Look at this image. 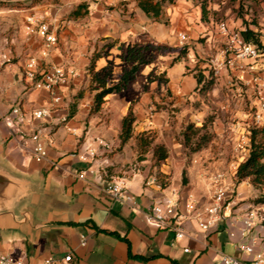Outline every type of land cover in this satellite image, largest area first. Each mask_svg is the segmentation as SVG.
Segmentation results:
<instances>
[{
    "label": "crops",
    "instance_id": "obj_1",
    "mask_svg": "<svg viewBox=\"0 0 264 264\" xmlns=\"http://www.w3.org/2000/svg\"><path fill=\"white\" fill-rule=\"evenodd\" d=\"M105 3L114 6L117 12L108 16L100 7L91 12L93 6H98L91 4L90 12L85 15L84 29L79 34L71 22L62 21L60 11L56 13L47 8L42 11L44 6L38 5L29 10L31 13L26 14L43 18L55 29L57 21H60L62 28L67 24L66 27L74 34L69 33L67 28L64 33L71 36L74 51L76 50V53L69 52L64 61L58 57L56 48L63 39V33L56 34L57 44L45 58L39 56V37L28 35L23 41L26 43L25 52L29 53L27 57L38 58L44 66H62L73 70L77 75L62 88L63 102L59 109L47 120L34 122L31 126L41 130L46 156L40 162H36L31 153L32 145L28 139L31 128L18 126L11 110L18 107L22 112H29L44 106L47 94L33 90L23 79L22 67L27 57L16 64H4L1 67L5 62V54L0 55V167L28 179L38 188V194L32 201L16 208L14 219L7 217L2 220L0 253L11 254L25 264H43L46 259L60 260L67 254L72 255V264H221V254L233 256L241 264H250L249 257L238 252L234 245L239 240L237 230L248 209V202L239 204L227 217L226 222L234 224V238L228 236L224 224L203 232L194 220H188L183 225L185 237L176 241L170 231L160 229L147 220L150 207L163 203L172 194H177L180 200L192 196L200 207L207 206L211 198L210 177L216 172L205 175L199 167L193 166L187 172L188 183L184 187H180V180H176L173 185L164 188L145 182L142 176L134 175L122 178L132 195L131 202H115L106 195L105 185L117 177L108 176L107 166L101 159L105 157L98 156L100 146L118 145L121 120L130 106L135 131H145L151 124L155 127V120L148 125L145 119L147 105L153 95V87L146 84L150 70H145L148 64L141 67L124 90L105 97L101 111L107 110L110 103L117 115L115 125L109 127L105 122L96 126L95 119L90 114L93 96L88 91L84 92L85 105L77 101L75 108L68 109L70 95L81 88L80 67L84 65L88 73L92 53L95 50L101 51L95 48L98 39L112 40L116 45L96 60L94 71L98 72L108 62L111 63L110 83L114 84L119 80L122 69L128 68L121 60L127 45L162 44L170 40L177 29L188 28V22L183 18L182 12L186 7L183 4L172 9L163 8L169 28L165 29V25L147 17L135 0H106ZM120 9L125 11L124 15L119 14L122 12ZM44 13L48 15L44 16ZM140 30L143 31V36L138 37ZM224 41L223 35L215 36L212 46L215 56L206 67L222 62V49L219 45ZM180 72V63L167 70L166 88L174 94L173 104L183 108L186 98L199 99V96L192 92L197 87L195 79L181 80ZM234 75L235 72L222 66L209 94L223 113L228 111L229 98L237 100L233 93L239 88ZM88 76L90 81L89 73ZM69 86H73V89L68 90ZM158 94L154 95L155 98ZM87 117L88 121L84 122ZM216 124L220 122L216 120ZM219 128L222 127L219 125ZM125 147L126 145L123 149ZM82 155L86 157L84 161L79 158ZM107 163L111 164L109 161ZM167 169L164 167L162 172L167 173ZM81 173L84 174L83 179L78 178ZM234 173L235 167L230 176L224 173V184L233 186L241 200L247 199L250 194L246 185L232 182ZM252 206L264 212V205L251 204ZM24 214L26 217H23ZM107 233L125 238L129 243V253L124 242ZM249 239L255 243L256 251L264 255V222L252 229ZM184 249H188V252H183Z\"/></svg>",
    "mask_w": 264,
    "mask_h": 264
},
{
    "label": "rangeland",
    "instance_id": "obj_2",
    "mask_svg": "<svg viewBox=\"0 0 264 264\" xmlns=\"http://www.w3.org/2000/svg\"><path fill=\"white\" fill-rule=\"evenodd\" d=\"M155 1L161 0H153ZM105 2L106 0H36L32 3V0H0V55L5 54L8 58V61L3 62L1 67L4 64H16L28 56L29 53L25 52L26 43H23L28 37L24 30V16L31 13L29 12L31 8L39 5L44 6L42 11L45 8L55 10L56 13L60 11L58 14L62 21L71 22L79 34L80 30L84 29V20L91 10V4L98 5L93 6L91 12H95L99 7L108 16L117 12L114 6ZM178 4L186 6L182 13L183 18L188 22V28L177 29L170 37L171 39L162 44H150L145 53V58L150 60L147 69L145 68V70H150L146 77V84L153 87V95L147 105L145 119L147 124L155 120V127L151 124L149 129L140 132L135 131L133 123L131 138L125 144L124 149L125 145L120 147L119 143L116 146H100L98 156L105 157L101 159L107 166L108 176L127 178L139 175L144 178L145 182L159 187L171 186L176 180H180V187H184L188 183L187 172L193 166L199 167L205 175L223 172L230 176L234 167L236 169L248 155L250 130L254 128L252 116L255 110L251 88H240L237 84L239 90L233 93L237 100L228 99L226 113H223L221 107L209 95L212 87L205 92H199L195 88L192 92L197 94L199 99L186 98L184 107L180 108L173 104L174 94L166 88L168 82L166 74L172 65L180 63L179 77L181 80L195 79L201 72L207 76L211 67L206 66L215 56V49L212 47L213 40L216 35H221L216 27L222 23L238 32L249 27L259 33L262 46L261 56L254 61L246 60L240 64L248 65L264 77V5L262 0H171L170 4L165 1L163 8L172 9ZM79 6H81L80 9H78ZM202 6L205 8L204 14H202ZM124 10L127 9L124 8ZM125 11L118 13L124 15ZM164 14L166 11L163 9V16L153 22L163 24L165 29H169L168 19ZM46 15L48 14L44 13V16ZM56 24L57 28H54L56 34L63 33V39L56 49H58V57L64 61L69 52L76 53V50L74 51L75 47L72 45L74 41L71 36L64 33L67 24L63 28L60 21ZM67 30L74 34L68 28ZM142 32L140 30L137 36H143ZM180 32L185 33L183 42H180L177 37ZM107 44L111 46L104 48V54H106L116 45L112 40L98 39L95 42V48L101 50L102 46H107ZM223 45L224 42L220 43L219 47L222 49ZM91 46L90 41L89 47ZM125 65L127 69L130 68V64L125 63ZM123 70L126 69L123 68L122 72ZM80 71L82 74L79 81L81 88L70 95L68 109L75 108L77 101L85 105V91H88L91 96L94 94L86 67L81 65ZM110 80H112V75ZM71 89L73 86H69L68 90ZM157 92L159 94L155 98L154 95ZM103 108L104 103L98 112L91 114L96 126L103 122L109 127L114 126L117 115L111 109L113 105L109 103L108 109L101 111ZM149 108L151 112H148ZM88 119L89 117L84 122ZM216 120L220 124H216ZM219 125L222 128L218 129ZM155 146H163L167 157L174 158H166L163 162H157L156 158H153ZM164 167L168 168L167 173L162 172ZM231 179L235 183L234 178ZM241 183L246 185L250 196L247 199H240L239 204L248 202V209H251L253 201L264 196V185L253 187L248 179ZM260 214L264 218V212L261 211Z\"/></svg>",
    "mask_w": 264,
    "mask_h": 264
},
{
    "label": "built area",
    "instance_id": "obj_3",
    "mask_svg": "<svg viewBox=\"0 0 264 264\" xmlns=\"http://www.w3.org/2000/svg\"><path fill=\"white\" fill-rule=\"evenodd\" d=\"M218 33L225 37L221 50L222 62L213 64L211 71L213 77L219 75L220 68L225 66L230 71L235 72V81L241 87L253 90V124L254 128L264 129V77L255 72L243 61H254L259 58L262 52L254 44L245 41L240 32L230 29L225 24L220 23L216 27ZM24 30L26 35H36L41 40L39 56L45 58L57 44L56 30L43 19L33 14H28L24 18ZM178 40L183 42L185 34L179 33ZM261 38L259 37V40ZM5 62L8 61L3 56ZM23 79L36 91H43L47 94L46 104L39 108L22 112L18 107L11 110V115L18 126L24 125L31 128L28 139L31 143V153L36 162H40L46 156V150L41 140V130L31 127L34 122H41L51 117V114L58 110L63 102L62 88L66 87L70 80L77 77L73 70H68L62 66L41 64V61L33 56H29L24 61ZM151 112V108L148 109ZM91 153V151H89ZM84 161L83 155L79 157ZM81 173L78 178L83 179ZM225 174L216 172L210 177V202L205 207H200L192 196H186L180 200L177 194H172L171 198L163 203H157L150 207L147 212V220L154 223L158 228L170 231L176 241L185 237L183 225L188 220H194L198 228L203 232L214 229L219 224H224L228 230V236L234 238V224L226 222L227 217L239 205L240 198L233 186L224 184ZM106 195L115 202L129 203L132 195L129 193L124 180L115 178L105 185ZM181 205V208H180ZM261 210L254 208L247 209L240 221L237 230L239 240L234 244L241 254L249 257L250 264H264V255L256 251L255 243L249 239L252 229L260 224L264 218L260 214ZM227 223V224H226ZM83 245V242L81 243ZM183 252L187 253L188 249ZM221 264H241V262L226 254L220 255ZM0 264H25L23 260L8 253H0ZM43 264H72V255L67 254L60 260L46 259Z\"/></svg>",
    "mask_w": 264,
    "mask_h": 264
},
{
    "label": "trees",
    "instance_id": "obj_4",
    "mask_svg": "<svg viewBox=\"0 0 264 264\" xmlns=\"http://www.w3.org/2000/svg\"><path fill=\"white\" fill-rule=\"evenodd\" d=\"M138 8L150 19L157 21L163 14V3L166 1L168 4L171 0H135ZM36 0H32V3ZM264 5V0H262ZM81 6L78 7L80 9ZM205 8L202 6V14H204ZM241 37L262 51V46L259 40V33L249 27H245L244 30L240 31ZM110 44L103 46L101 51L96 50L92 53L89 65L88 73L91 76V84L93 85L91 90L94 91L92 98V105L90 107V114L96 113L101 109V106L105 102V97L110 94H116L126 88V86L134 79L139 69L150 63V60L145 58V53L149 49L147 44H134L127 45L121 55V60L130 64V68L123 70L119 80L110 84L109 81L112 75L111 63L102 68L100 71H94L95 62L104 53L105 47H110ZM199 92H205L211 89L214 84L215 78L212 72L209 71L207 76L203 75L202 72L195 78ZM134 123V116L131 108L128 109L127 114L121 120V129L118 136L120 147L125 145L131 138L132 135V124ZM250 147L248 155L243 162H241L235 169L234 180L235 184L241 183L243 180L248 179L253 187H261L264 185V129L263 128H252L249 136ZM145 145H147L145 143ZM153 158H156L157 162H163L167 158V152L163 146H155L153 149ZM185 183V182H183ZM165 186H161L164 188ZM254 205H264V196L257 198L253 201ZM105 233V232H104ZM116 236L117 239L124 242L128 247L129 243L125 238H121L118 234L107 233ZM129 257H132L129 254ZM144 260L143 258H140Z\"/></svg>",
    "mask_w": 264,
    "mask_h": 264
},
{
    "label": "water",
    "instance_id": "obj_5",
    "mask_svg": "<svg viewBox=\"0 0 264 264\" xmlns=\"http://www.w3.org/2000/svg\"><path fill=\"white\" fill-rule=\"evenodd\" d=\"M37 194L38 188L31 181L0 167V232L2 220L7 217L14 219L16 208L32 201Z\"/></svg>",
    "mask_w": 264,
    "mask_h": 264
}]
</instances>
